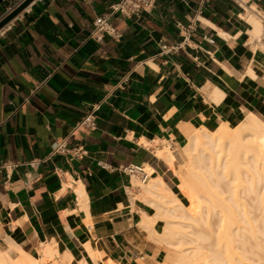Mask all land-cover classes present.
Masks as SVG:
<instances>
[{
  "label": "crops",
  "instance_id": "1",
  "mask_svg": "<svg viewBox=\"0 0 264 264\" xmlns=\"http://www.w3.org/2000/svg\"><path fill=\"white\" fill-rule=\"evenodd\" d=\"M116 2L34 0L0 35L6 249L12 240L39 258L49 243L65 264L162 262L167 208L151 181L179 195L191 132L264 119V31L249 20L264 0H158L139 17L112 16L120 38H91ZM162 42L180 47L162 52ZM93 107L97 129L79 126ZM167 147L173 166L157 156ZM131 165L148 166L149 180Z\"/></svg>",
  "mask_w": 264,
  "mask_h": 264
},
{
  "label": "bare ground",
  "instance_id": "2",
  "mask_svg": "<svg viewBox=\"0 0 264 264\" xmlns=\"http://www.w3.org/2000/svg\"><path fill=\"white\" fill-rule=\"evenodd\" d=\"M252 11L249 20L254 27L253 33L260 36L264 31V27L255 13L259 10L255 8ZM182 151L184 158L179 157L182 168L176 171L180 178L179 195L166 188L161 178L152 180L147 187L153 196L156 195L155 197L168 206L169 209L166 210L167 215L165 217L171 215L179 219L190 218L192 213L196 211V205L199 207L198 209H202L201 205L204 202H210L214 206L233 199L238 200L237 197L234 198V193L232 194L223 187V177L216 171L222 165L231 168L237 179L242 173H245L249 186L244 187L243 191L248 196L253 192L255 199H252L254 196L250 199L253 201L259 199L258 202L264 204L263 194L261 198L259 195L261 193L256 192L257 183L264 181V121L258 116L248 115L235 127H230L225 123L213 130L207 128L196 129L188 135V141ZM157 156L168 161L171 166L174 165L177 159V156L168 147L157 150ZM202 159L207 163L200 167L199 164ZM146 169L151 171L148 166H146ZM224 184L230 187L231 183L226 182ZM182 198L188 199L189 206L182 202ZM200 211L202 213V210ZM169 225H174V222L170 221ZM172 233L173 235L176 234L174 230H171ZM11 241L8 243L10 245L9 249L5 248L7 242L0 247V264H41L44 259L55 257L58 253L51 244L46 243L39 249L40 257L36 258L25 252L20 246L12 243L14 241ZM84 247L94 260L99 259V252H96L89 244ZM202 248L204 247L193 248L192 252L187 255L183 253L185 255L180 256L178 262L175 263L206 264L208 260L217 263L223 261L222 258L219 259L221 256H218L217 253L218 257L214 255L212 259H209L204 252L198 256V251H201ZM218 253L221 255V252L218 251ZM60 259L58 264H65L68 261L66 256H62Z\"/></svg>",
  "mask_w": 264,
  "mask_h": 264
},
{
  "label": "rangeland",
  "instance_id": "3",
  "mask_svg": "<svg viewBox=\"0 0 264 264\" xmlns=\"http://www.w3.org/2000/svg\"><path fill=\"white\" fill-rule=\"evenodd\" d=\"M181 157H183L182 150ZM205 163L207 162L202 159L199 166ZM180 168H182L181 163L178 169ZM216 171L223 177L222 182L231 183L230 187L223 183V187L234 193V198L237 197L238 200L233 199L214 206L210 202H204L201 205L202 209H198L196 205V211L190 218L179 219L171 215L167 216V226L160 238L165 243L168 253L166 258L158 264H176L180 256L187 255L193 248L202 246L204 248L198 251V256L204 252L209 259L215 255L221 256L219 259L223 260L221 263L208 260L206 264H264V204L258 202L259 199H256L257 201L250 199L253 196L252 199H255L253 192L250 191L251 195L248 196L243 191L244 187L249 186L245 173L237 179L234 171L227 166L222 165ZM257 184L256 192L261 193L259 194L261 198L263 194L264 199V181ZM184 204L189 206L188 199L184 200ZM165 207L169 209L167 205ZM170 221L174 222V225H169ZM171 230H174L176 234H171ZM1 245L5 243L1 242L0 247ZM55 257L46 258L41 264H58Z\"/></svg>",
  "mask_w": 264,
  "mask_h": 264
},
{
  "label": "built area",
  "instance_id": "4",
  "mask_svg": "<svg viewBox=\"0 0 264 264\" xmlns=\"http://www.w3.org/2000/svg\"><path fill=\"white\" fill-rule=\"evenodd\" d=\"M26 0H5L0 5V22L13 13L19 6H21ZM158 0H118L113 4L109 10L103 15L95 19L94 29L91 32L90 37L101 41L105 36H111L115 39L121 37V34L112 26L110 19L116 14H120L126 18L139 17L143 13L151 10ZM32 4V3H31ZM30 4V5H31ZM30 5H28L23 11H25ZM251 7V6H250ZM259 9V8H258ZM245 10V9H244ZM22 11V12H23ZM20 12L10 22L4 25L0 29V35L8 28V26L22 13ZM246 12V10H245ZM257 16L264 23V12L261 10L255 12ZM212 41V40H211ZM180 45L168 46L164 42L161 43L162 52H171L179 49ZM98 108L93 107L90 112L84 115L79 121V126L86 127L92 130L97 129L98 122L95 112ZM61 148V147H59ZM63 148V146H62ZM126 170L133 175L138 176L141 183H146L149 180L150 173L142 165H131Z\"/></svg>",
  "mask_w": 264,
  "mask_h": 264
},
{
  "label": "water",
  "instance_id": "5",
  "mask_svg": "<svg viewBox=\"0 0 264 264\" xmlns=\"http://www.w3.org/2000/svg\"><path fill=\"white\" fill-rule=\"evenodd\" d=\"M5 0H0V5ZM34 0H26L21 6H19L13 13L6 17L3 21L0 22V29L10 22L14 17H16L20 12H22L28 5H30Z\"/></svg>",
  "mask_w": 264,
  "mask_h": 264
},
{
  "label": "trees",
  "instance_id": "6",
  "mask_svg": "<svg viewBox=\"0 0 264 264\" xmlns=\"http://www.w3.org/2000/svg\"><path fill=\"white\" fill-rule=\"evenodd\" d=\"M259 118H261L264 121V119L262 117L259 116Z\"/></svg>",
  "mask_w": 264,
  "mask_h": 264
}]
</instances>
